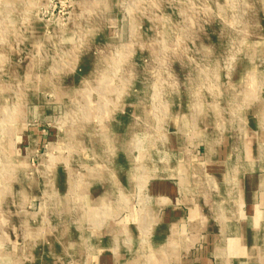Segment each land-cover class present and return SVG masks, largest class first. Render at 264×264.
Listing matches in <instances>:
<instances>
[{"label": "rangeland", "instance_id": "374dc122", "mask_svg": "<svg viewBox=\"0 0 264 264\" xmlns=\"http://www.w3.org/2000/svg\"><path fill=\"white\" fill-rule=\"evenodd\" d=\"M263 175L264 0H0V264L47 230L66 264H199Z\"/></svg>", "mask_w": 264, "mask_h": 264}, {"label": "crops", "instance_id": "0c3cea01", "mask_svg": "<svg viewBox=\"0 0 264 264\" xmlns=\"http://www.w3.org/2000/svg\"><path fill=\"white\" fill-rule=\"evenodd\" d=\"M241 183L240 198L247 208V222L233 221L231 225L227 224L223 227V230L232 229L233 237L229 236L230 233H226L225 236L224 232L214 236L208 231V227H205L206 231L200 234L199 238L201 244L199 254L196 253L199 256V264H259L258 258L261 251H263L261 263L264 264V178L260 181L257 177L249 176L246 181L243 180ZM175 215L176 212L170 210L165 218V221L168 222L165 227L168 232L171 231L169 233L171 236L178 227L177 222H175ZM163 228L164 226H162ZM251 230L255 231V235L251 236ZM232 245L235 249L232 248L233 250L230 251L228 246L232 247ZM173 246L175 249L176 244ZM193 247V241H185L184 252L176 254L174 251H170L169 246L167 256L165 253L162 255L159 253L157 260H175L178 258L191 262V257L195 258L191 254Z\"/></svg>", "mask_w": 264, "mask_h": 264}, {"label": "bare ground", "instance_id": "6f19581e", "mask_svg": "<svg viewBox=\"0 0 264 264\" xmlns=\"http://www.w3.org/2000/svg\"><path fill=\"white\" fill-rule=\"evenodd\" d=\"M258 45H260V44L258 43ZM248 47H249V45H248ZM251 56L254 57V58H256V57L258 58V56L255 53H253ZM105 178L108 180V178L106 176H105ZM112 179H114V177ZM112 182H113V180H112ZM68 188H70V187L68 186ZM69 201L70 200H68L67 202H69ZM98 206H100V203H99ZM69 207H71V206H69ZM79 209H81V208H79ZM83 211H87V210H83ZM99 214H100V211H97V209H95L93 211H90L89 214H88V220L87 221L88 222H95V223L98 222L100 217H102V216H100L101 214L100 215ZM147 219H148L147 216L142 215V221L140 222L139 226H137V227H139V229H141V228L144 229V226H146V223H147ZM127 233H129V232L127 231ZM250 234H251V236L255 235V231L251 230ZM30 236L31 237H36V238H38V236L39 237L40 236L41 237H45V238H47L46 244H53L51 246H48V247L44 248L45 250H47L46 251V256L44 258L40 259L39 261H37L35 264H66V258H65V255H63V253L65 254V250H63V246H64L65 243H67V240L64 241V239H69L70 238V236L68 234H66L63 231H61V232L57 231L54 234V233L49 232V230H47L45 232V234H43V235L38 234V236H37V234L36 235L35 234L32 235V233H30ZM54 237H55V241L51 240ZM60 239H62V240H60ZM154 257H155V259H154ZM262 258H263V251L260 252V255H259V258H258L259 264H262L261 263V259ZM153 259L154 260H152V262H150V264H162L160 262H154L157 259V256H153ZM13 260L15 261V264H27V263L24 262L23 258H18L17 257V258H15ZM8 263H5V264H8Z\"/></svg>", "mask_w": 264, "mask_h": 264}]
</instances>
